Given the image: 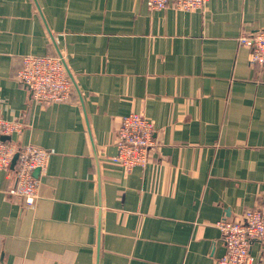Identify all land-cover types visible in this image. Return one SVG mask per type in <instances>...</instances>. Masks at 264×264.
Returning a JSON list of instances; mask_svg holds the SVG:
<instances>
[{"label": "crops", "instance_id": "0c3cea01", "mask_svg": "<svg viewBox=\"0 0 264 264\" xmlns=\"http://www.w3.org/2000/svg\"><path fill=\"white\" fill-rule=\"evenodd\" d=\"M264 0L201 10L146 0H0V117L7 137L49 153L30 208L0 171V264H213L220 219L264 198V65L242 33ZM24 55H60L68 101L37 103L16 79ZM153 122L144 166L111 162L128 113ZM253 264H264L253 242Z\"/></svg>", "mask_w": 264, "mask_h": 264}, {"label": "built area", "instance_id": "2783aa9c", "mask_svg": "<svg viewBox=\"0 0 264 264\" xmlns=\"http://www.w3.org/2000/svg\"><path fill=\"white\" fill-rule=\"evenodd\" d=\"M207 1L146 0V3L150 9H162L170 5L179 11H194L203 9ZM237 40L249 49L250 65H264V29L242 33ZM15 79L37 103H61L68 101L71 95L72 84L59 55H24ZM21 129L22 125L17 121L0 117V171H5L11 180L6 193L18 198L23 207L30 208L38 197L39 175L45 171L49 152L35 144L15 145L7 140L8 136L19 133ZM155 145L153 122L140 113L131 112L121 118L115 130L116 153L108 159L130 171L135 166L147 163ZM14 155L17 157L11 168ZM215 225L219 229L225 252L213 264H253L254 257L250 253L253 242L260 244L264 257V198L235 219H220Z\"/></svg>", "mask_w": 264, "mask_h": 264}, {"label": "water", "instance_id": "95a60500", "mask_svg": "<svg viewBox=\"0 0 264 264\" xmlns=\"http://www.w3.org/2000/svg\"><path fill=\"white\" fill-rule=\"evenodd\" d=\"M60 56V55H59ZM63 64H64V67H65V63H64V61H63ZM65 69H66V67H65ZM66 72H67V74L69 73L68 71H67V69H66ZM68 77L70 78V74H68ZM71 79V78H70ZM70 81H72V80H70ZM3 139L4 138H6V137H2ZM16 157H17V155H14L13 156V159H12V161H11V164H10V167L11 168H13L14 167V164H15V161H16Z\"/></svg>", "mask_w": 264, "mask_h": 264}]
</instances>
